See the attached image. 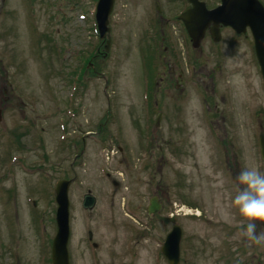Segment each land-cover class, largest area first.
Listing matches in <instances>:
<instances>
[{"label": "rangeland", "instance_id": "1", "mask_svg": "<svg viewBox=\"0 0 264 264\" xmlns=\"http://www.w3.org/2000/svg\"><path fill=\"white\" fill-rule=\"evenodd\" d=\"M95 4L0 0V246L15 242L22 264H44L56 233L55 184L66 179L72 182L71 264H168L161 246L175 223L183 229L180 264H264V246L250 245L235 226L240 217L231 201L237 188L222 164L226 152L211 135L212 116L199 102V89L191 80L185 91L171 85V55L183 52L179 39L166 35L157 49L142 35L155 11L150 0H114L109 50L77 80L84 58L100 46ZM224 37L219 46L231 57L226 65L244 64L252 75L258 116L250 128L240 119L230 125L229 142L236 147H227L228 163L235 171L232 153L241 147L246 165L262 169L264 90L249 60L251 35H241L238 49ZM202 42L194 55L220 64L211 57L217 44ZM153 74L150 122L153 100L146 88ZM241 81L239 75H217L219 94L240 103L238 114L249 100L242 98L249 92L234 89L233 95L231 85ZM211 119L218 137L224 127ZM86 195L95 198L88 210L82 207ZM156 196L160 209L149 215ZM179 207L199 215L171 218ZM257 232L264 228L258 225Z\"/></svg>", "mask_w": 264, "mask_h": 264}, {"label": "flooded vegetation", "instance_id": "2", "mask_svg": "<svg viewBox=\"0 0 264 264\" xmlns=\"http://www.w3.org/2000/svg\"><path fill=\"white\" fill-rule=\"evenodd\" d=\"M202 1H204L206 3L207 8L210 9L217 6V4H219L220 2V0H217L216 3L208 4V0ZM150 3L151 5L154 4L155 11H151V14L153 15L150 14L147 17V19L145 20V25L150 27L149 29L153 33L152 39H154L155 42H159L161 44V42L164 43V41L166 40V35L170 40L175 35L182 45V57L178 58L177 54L174 57V53H172L171 55L173 61H171L169 67L174 68V71H172V75L170 76L171 85L175 86L176 89L181 90L184 89V86H186V84H188L190 80L193 81L192 83H195L196 88L199 89V102H201L204 108H206L207 111L210 112V116L213 117L214 115L216 121L218 122H216L218 125L221 122L222 126L224 127V130L222 133H219L218 138L220 139L221 144L224 147L223 149H225L226 152L225 168L226 171L231 175L229 178H231L233 180V183L236 185L235 178L238 176L239 172L247 165L244 159V155L241 151V147H237L232 153L234 164H231V166L234 165L235 171L231 170L230 165L228 163L229 157L227 154V147L236 146L234 144L230 145L229 130L230 125L232 126L233 123H237L235 122L237 119H240V121H242L241 123H243L245 127H248L249 125H251V123L254 122L255 111L251 102L253 82L252 75H247V73L245 72L243 67L245 66L244 64L235 65L233 67H229L228 65H226V61L230 60L231 57L230 55H225L224 48H220L219 45H221L226 39V37H224V34H228V38L230 40L229 45H233L234 48L238 49V43L236 42L238 39H241V37H239V35L233 32V30L229 27L220 25L219 31L221 33V38L219 42H215L210 32L212 26L209 25L210 27L206 30L204 37L201 39V43H203L202 41L204 40H209L210 42H212L213 45L217 44V46L211 48V57L217 59L220 64L213 65L210 63V59L208 57L203 56L202 53L194 55L195 50L193 49L196 48H192V53L190 51L189 46H192V41L188 37V34L184 28L182 21L179 19V16H181V14L191 6L189 0H150ZM176 4H178L177 8H175ZM184 44L185 46H188V50L185 48ZM249 60L252 64H254L252 51ZM221 72H223L224 78L225 76L233 77V75H239V77H241L242 81L239 82L240 85H238V87L236 86V83L231 86L233 95L234 93L236 94V91L234 92V89H238V91H240L242 95L244 94V92H249L247 96H242V98L249 99L248 103L243 102L242 104V106L246 109H244L245 112L243 111V109H240L241 112H239L238 114L237 109L240 103H238L236 99H232L233 96L230 100H228V98H226L223 93L222 95L219 94L217 87V75ZM226 80L228 83L230 82L228 78ZM236 114H238V116L234 117ZM212 117H208L210 122H212ZM233 172H235L236 174H232ZM14 247L15 242H13V248L12 243L9 244L8 242L0 246V264H22L20 255L17 250H14ZM47 257L45 264H50L49 258Z\"/></svg>", "mask_w": 264, "mask_h": 264}, {"label": "water", "instance_id": "3", "mask_svg": "<svg viewBox=\"0 0 264 264\" xmlns=\"http://www.w3.org/2000/svg\"><path fill=\"white\" fill-rule=\"evenodd\" d=\"M96 22L101 38H107L106 51L109 50L111 38L108 36V18L113 9L114 0H97ZM194 5L193 10L182 17L189 37L193 40V45L198 46L206 27L213 23L215 28L212 30V36L218 40V24L222 23L231 26L237 32H245L250 28L254 37L256 57L260 66L264 82V7L258 0H222L220 7L212 11H206L202 4L196 0H191ZM200 7V8H199ZM201 9V10H200ZM158 117L157 125H159ZM261 155L263 159L264 170V137H260ZM71 180H60L55 188V199L57 202L56 223L57 232L52 243V264H70L68 241L70 236V200L68 195ZM95 205V198L92 195H86L83 200V206L91 209ZM159 209L157 198L150 202L149 212H155ZM182 230L180 226L174 225L172 231L167 236L162 247V251L170 264H179L180 259V240Z\"/></svg>", "mask_w": 264, "mask_h": 264}, {"label": "clouds", "instance_id": "4", "mask_svg": "<svg viewBox=\"0 0 264 264\" xmlns=\"http://www.w3.org/2000/svg\"><path fill=\"white\" fill-rule=\"evenodd\" d=\"M235 179L237 191L231 207L237 210L240 217L235 226L250 245L264 246V232H257L258 225L264 228V170L248 165ZM225 219L232 222L234 217L227 214Z\"/></svg>", "mask_w": 264, "mask_h": 264}, {"label": "trees", "instance_id": "5", "mask_svg": "<svg viewBox=\"0 0 264 264\" xmlns=\"http://www.w3.org/2000/svg\"><path fill=\"white\" fill-rule=\"evenodd\" d=\"M85 66H86V64H85Z\"/></svg>", "mask_w": 264, "mask_h": 264}]
</instances>
